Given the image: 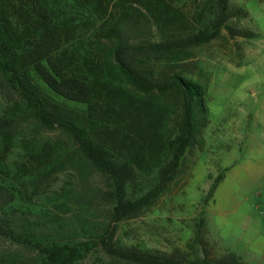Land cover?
Segmentation results:
<instances>
[{
  "label": "trees",
  "instance_id": "trees-1",
  "mask_svg": "<svg viewBox=\"0 0 264 264\" xmlns=\"http://www.w3.org/2000/svg\"><path fill=\"white\" fill-rule=\"evenodd\" d=\"M53 2L55 7L46 0H0V90L24 107L18 116L0 119V134H13L29 120L59 129L69 138L71 151L35 182L68 163L77 165L79 184L67 202L34 210L14 207L15 190L0 178V240L19 246L37 240L41 257L34 264H71L92 246L121 264H184L175 252L114 243L113 227L147 202L146 197L132 200L126 195L138 173L156 169L155 188L162 189L198 132L204 93L199 84L184 78L187 58L179 54L212 40L223 21L246 11L235 7L233 12L227 0H216L215 21L196 31L186 26L187 16L161 0H134L138 6L132 10L121 6L114 14L97 16L87 35L95 47L99 78L92 69L78 71L64 48L75 35L81 13L72 11L68 0ZM158 35L162 39L156 40ZM114 82L137 91L136 97L113 100ZM62 102L86 105L92 113L83 117ZM101 206L107 218H93ZM82 235L85 239L77 241ZM196 242L204 256L187 262L210 264L207 241L197 233ZM211 262L241 264L233 254Z\"/></svg>",
  "mask_w": 264,
  "mask_h": 264
},
{
  "label": "rangeland",
  "instance_id": "rangeland-1",
  "mask_svg": "<svg viewBox=\"0 0 264 264\" xmlns=\"http://www.w3.org/2000/svg\"><path fill=\"white\" fill-rule=\"evenodd\" d=\"M54 6V0H46ZM72 11L81 13L73 38L65 44L77 70L96 67L95 47L87 33L100 16L114 14L121 6L132 10L134 0H68ZM160 1V0H159ZM216 0H161L190 20L192 30L208 29L218 14ZM234 14L223 21L210 41L183 50L184 78L203 90L204 112L197 113L198 132L186 148L176 174L156 191L157 170L145 168L126 195L146 197L140 209L115 223L113 242L147 251L175 252L184 264L204 256L196 242L198 233L208 245V261H226L235 255L241 264H264V0H227ZM72 4V5H71ZM184 26V24H183ZM228 28L232 30V34ZM252 31L254 36H242ZM162 39L158 35L156 40ZM44 93L48 90L37 80ZM119 83V84H118ZM115 85V86H114ZM113 100L136 97L137 91L114 82ZM9 101L0 90V119L18 116L24 107ZM66 108L87 117L86 105L62 102ZM71 142L59 129H47L29 120L13 134H0V178L15 190L14 207L45 209L68 201L79 184L77 165L66 163L60 172L35 182L37 177L71 151ZM95 219L107 218L106 207ZM262 218V219H260ZM85 237L79 236L77 241ZM44 241V240H42ZM31 245H11L0 240V264H34L40 252ZM43 243H46L44 241ZM71 264H121L92 246L81 250Z\"/></svg>",
  "mask_w": 264,
  "mask_h": 264
},
{
  "label": "built area",
  "instance_id": "built-area-1",
  "mask_svg": "<svg viewBox=\"0 0 264 264\" xmlns=\"http://www.w3.org/2000/svg\"><path fill=\"white\" fill-rule=\"evenodd\" d=\"M260 201H262V203H263L264 202V199L263 200L260 199ZM260 210H261V212H264V205L261 204Z\"/></svg>",
  "mask_w": 264,
  "mask_h": 264
},
{
  "label": "crops",
  "instance_id": "crops-1",
  "mask_svg": "<svg viewBox=\"0 0 264 264\" xmlns=\"http://www.w3.org/2000/svg\"><path fill=\"white\" fill-rule=\"evenodd\" d=\"M263 177H264V176H263ZM259 202H260V199H259ZM260 207H261V205L258 206V208H260ZM263 216H264V213H263ZM260 219H262V218H260Z\"/></svg>",
  "mask_w": 264,
  "mask_h": 264
}]
</instances>
